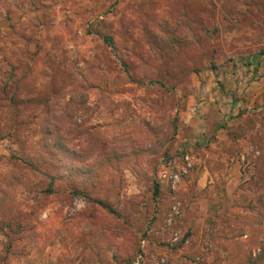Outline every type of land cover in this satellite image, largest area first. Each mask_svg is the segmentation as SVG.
Instances as JSON below:
<instances>
[{
    "label": "rangeland",
    "instance_id": "obj_1",
    "mask_svg": "<svg viewBox=\"0 0 264 264\" xmlns=\"http://www.w3.org/2000/svg\"><path fill=\"white\" fill-rule=\"evenodd\" d=\"M15 1L19 3L18 19L24 7L20 0ZM59 1L51 0L50 22L44 26L32 27L33 20L22 16L17 43L8 41L6 46L19 83L15 109L5 101L0 103V183L5 184L0 186L9 192L17 220L28 223L21 243L32 242V247L17 249L12 264H125L129 258L133 259L130 264L231 261L229 247L214 240L211 231L221 189L225 188L228 200L243 187L247 194L264 190V54L247 66L237 58L229 60L236 48L243 54L242 43L220 41L216 70L204 63L181 91L127 83L107 99L89 91L85 108L76 110L70 103L68 116L63 117L65 140L70 148L92 157V145L95 152L108 151L128 145L127 138L142 139L144 122L160 119L164 107L178 117V132L169 143L171 158L152 154L105 174L106 186L123 179V193L111 201L120 217L107 213L97 202L72 197L66 190L39 195L35 201L29 185H6L7 179L22 170L23 182L37 181L23 161L36 162L42 156L39 115L46 100L57 111L64 110L68 102L63 96L69 89L64 73L79 75L96 64L113 74L119 67L118 56L126 48L156 63L145 50L143 27L161 31L170 22L176 24V0H119L111 19L117 45L112 49L96 35L84 33L83 17L101 10L104 0ZM12 2L0 0V11ZM250 47L255 52L260 45ZM55 65L64 73L45 78ZM171 81L176 82V76ZM220 125L223 128L217 129ZM185 153L194 164L171 189L161 179V171L172 167L170 161L179 165ZM154 182L159 183L157 195ZM174 204L177 214L171 210Z\"/></svg>",
    "mask_w": 264,
    "mask_h": 264
},
{
    "label": "trees",
    "instance_id": "obj_2",
    "mask_svg": "<svg viewBox=\"0 0 264 264\" xmlns=\"http://www.w3.org/2000/svg\"><path fill=\"white\" fill-rule=\"evenodd\" d=\"M20 1V6L24 8L18 19L15 18L18 1L7 4L4 12L0 11V103L5 101L13 109L18 101L19 82L16 66L5 53L7 43H17L15 38L19 36L18 26L22 16L33 20L32 27L50 22L48 8L51 0ZM118 3L119 0H104L100 5L101 10L83 17L84 33L96 35L106 47L112 49H117L110 29ZM143 33L145 50L156 63L126 48V53L119 54V67L113 74L96 64L86 67L79 75L68 76L59 65L54 68L50 66L51 70L45 78L51 79L64 73L62 76L69 80V89L63 94L68 102L64 110L57 111L50 108V100L47 99L44 111L39 115L41 160L23 161L24 167L36 175L37 181L23 182L25 173L22 170L6 180L7 186L15 188L16 183L29 185L28 191L35 193V201H39V195L49 196L66 190L72 197H84L97 202L107 213L120 217L111 201L114 196L123 193V179L106 186L103 182L105 174L109 169L118 171L123 166L137 164L142 157L152 154L164 159L171 158L169 143L178 132V117L164 107L160 119L144 122L146 134L142 139L127 138L128 145L115 146L108 151L95 152V145H92V157L68 146L63 124V117L68 116L67 108L71 104V108L76 110L85 108L89 91L94 90L101 98L107 99L109 94L127 83L181 91L189 76L198 73L204 63L210 70H216L219 65L217 57L222 49L220 41L243 44V54H238L236 48L229 60L237 58L245 66L259 60L264 54V0H176V24L170 22L161 31L144 26ZM250 45H260V48L250 52ZM132 53L136 56H132ZM173 76H176V82L171 81ZM218 128H223V125ZM230 133L233 135L236 132ZM2 187L0 264H12L17 249H25L32 242L26 239L21 243L25 238L24 231L29 229L28 223H24L23 219L17 220L18 215L12 212L9 203L12 198ZM238 191H241L238 196L228 200L225 188L221 189V198L214 206L215 215L211 226L213 239L221 240L229 247L232 260L225 264H264V190L247 194V189L243 187ZM154 193L159 194L158 182H154ZM132 260H125V264H130Z\"/></svg>",
    "mask_w": 264,
    "mask_h": 264
},
{
    "label": "built area",
    "instance_id": "obj_3",
    "mask_svg": "<svg viewBox=\"0 0 264 264\" xmlns=\"http://www.w3.org/2000/svg\"><path fill=\"white\" fill-rule=\"evenodd\" d=\"M180 163L179 165L177 164V161L173 160L170 161L169 164L172 166L169 170H163L161 171V179L164 180L167 185L171 189H175L176 185L179 183L180 179L182 176H185L188 171L192 168L194 164V160L192 157L188 154H182L180 156ZM172 212H178V207L177 204H174L171 208ZM171 221V216L168 218V222ZM174 240L177 239V233H174ZM137 262H133V264H136Z\"/></svg>",
    "mask_w": 264,
    "mask_h": 264
}]
</instances>
